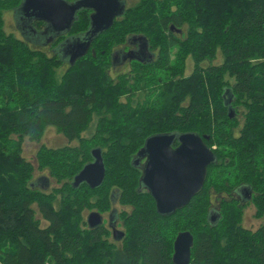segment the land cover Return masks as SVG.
Wrapping results in <instances>:
<instances>
[{
    "label": "trees",
    "instance_id": "16d2710c",
    "mask_svg": "<svg viewBox=\"0 0 264 264\" xmlns=\"http://www.w3.org/2000/svg\"><path fill=\"white\" fill-rule=\"evenodd\" d=\"M22 1L0 0V264H174L182 232L194 238L190 264H264V222L243 226L251 204L264 218V0H137L67 67L52 51L89 31L91 11L50 54L6 32L4 14ZM133 36L156 56L113 77V53ZM49 126L69 144L42 145L36 168L24 143H40ZM190 132L216 161L186 207L160 215L138 154L152 136ZM95 149L103 184L75 187ZM36 171L56 186L38 188ZM115 200L119 242L85 218L109 213Z\"/></svg>",
    "mask_w": 264,
    "mask_h": 264
},
{
    "label": "water",
    "instance_id": "95a60500",
    "mask_svg": "<svg viewBox=\"0 0 264 264\" xmlns=\"http://www.w3.org/2000/svg\"><path fill=\"white\" fill-rule=\"evenodd\" d=\"M122 4V0H23L18 9H22L20 16L23 24L26 25L24 21L30 23L33 20L45 22L57 36L70 32L81 10L93 11L89 31L82 36L70 38L71 41H65L67 45L64 52L69 64L73 65L89 52L92 41L109 30L115 20L123 14L125 8ZM30 26L28 24L26 32L37 35ZM47 32L46 29L41 34ZM233 114L231 111V118ZM176 142L179 146L173 148ZM92 154L94 161L75 176V187L87 184L91 189H95L103 184L106 168L102 152L95 149ZM138 156L146 157L142 167L141 185L151 194L158 213L163 216L175 214L183 209L202 191L208 168L216 161L213 150L207 146L204 139L192 132L152 136L146 140ZM88 223L91 228L100 226L101 215L92 212ZM193 244L194 238L190 232H182L176 237L174 264H190Z\"/></svg>",
    "mask_w": 264,
    "mask_h": 264
},
{
    "label": "rangeland",
    "instance_id": "374dc122",
    "mask_svg": "<svg viewBox=\"0 0 264 264\" xmlns=\"http://www.w3.org/2000/svg\"><path fill=\"white\" fill-rule=\"evenodd\" d=\"M137 0H127V6H131L135 3ZM22 9H18L17 11H11V12H6L4 14L5 18V30L7 33H11L15 35L17 38L22 39L23 41L30 42L32 44L40 46L42 49H46L50 54H57L59 55V58L64 61V66L69 65V60L67 58V55L65 54V46L67 45L66 43L50 52L51 48V43L53 40H51V34L48 32L45 34H39V35H34L30 34L25 31L23 32L22 26L19 23V16L21 15ZM42 29V28H41ZM51 40V41H50ZM70 40V39H69ZM71 41V40H70ZM221 58L218 60L219 63H221ZM193 68V63H190L188 66L187 74H190ZM127 70H120L118 69L117 71L113 70V77H116L119 73L121 72H126ZM243 120L242 116L240 115V121ZM69 142L68 140L62 135L59 134L54 127H47L44 132V136L41 140L40 143H34L30 142L29 140H26L24 143V156L32 162V164L37 168V162H36V154L38 149L44 145L48 148H59L61 146L68 145ZM78 142L75 141L71 145L75 146L77 145ZM49 173L47 171L42 172V171H36L35 173V183L37 184V187L42 189V190H51L54 186H56V183L49 177ZM216 202V200L214 201ZM118 210H120V206L117 204ZM108 214H104V218L106 219V224L108 223ZM38 218H41L40 214H38ZM86 218V217H85ZM118 226L117 229L118 231H123V225L122 222L117 221L116 218L114 220ZM264 222V218H257L256 217V207L254 204L249 205L245 209V214L243 218V226L246 229H249L251 231H256ZM43 226H47V222L42 223ZM108 225V224H107ZM14 232V230H13ZM12 232V234H13ZM1 235H0V240H1ZM113 241V239H112Z\"/></svg>",
    "mask_w": 264,
    "mask_h": 264
},
{
    "label": "flooded vegetation",
    "instance_id": "af4514ba",
    "mask_svg": "<svg viewBox=\"0 0 264 264\" xmlns=\"http://www.w3.org/2000/svg\"><path fill=\"white\" fill-rule=\"evenodd\" d=\"M122 3H123L122 5H124V8L126 9L128 7L127 6V0H122ZM90 11H91V16H92L93 11L92 10H90ZM19 18H20L19 19V23L21 25H23L22 26V29H23L22 31L23 32L26 31V27L28 26V24H30L31 25L30 26L31 29L34 31V33L36 32L37 35L45 32L46 29H47L48 33L51 34V36H50L51 40H54V42L57 39L62 38V37L65 36V35L57 36L56 33L53 32L51 27H49V25L47 23H45V22L33 20L30 23H28V21H24L26 23V25H25L22 22L21 16ZM37 22H40V23L44 24V25L42 24L40 26L42 29L39 28V25H38ZM28 35H30V33H28ZM64 40L65 39L63 38L62 42H60V43H63ZM63 44H58L59 46L57 45V48L62 46ZM155 56H156L155 53H151L150 51L146 50V45H145V42L142 41V38L133 36V37H130L127 40L125 45L121 46L120 48H118L113 53V60H114V63H115V66L113 67V69L115 71H117L118 69L127 70V69H129V65H130V63L133 62V60L136 59V60H141V61H148V60H152ZM178 146H179V143L176 142L173 145V148H176ZM141 159H142L141 162H142V167H143V165L146 162V157L145 158H141ZM244 193H245L244 190L241 189V190H238L235 194L237 195L238 199H240V201H243ZM117 204H118L117 200H115L114 204H113V209L109 212L108 223H107L108 225L106 224V219L104 218V215H101V214L100 215L102 217V224L101 225H103V224L106 225L111 230V233H112V238L111 239H113V241H118L119 242L120 241L119 238H120V236H121L123 231H118V229H117L118 224L114 221L115 218H116L117 221H119L118 217H116L117 214L119 213V210L117 208ZM91 213L92 212H86L85 213V217H86L87 223H88L89 215ZM96 213H98V212H96ZM88 225H89V223H88ZM89 227H90V225H89Z\"/></svg>",
    "mask_w": 264,
    "mask_h": 264
}]
</instances>
